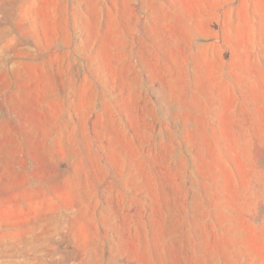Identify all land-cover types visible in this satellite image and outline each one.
Masks as SVG:
<instances>
[{
  "label": "rangeland",
  "instance_id": "1",
  "mask_svg": "<svg viewBox=\"0 0 264 264\" xmlns=\"http://www.w3.org/2000/svg\"><path fill=\"white\" fill-rule=\"evenodd\" d=\"M0 264H264V0H0Z\"/></svg>",
  "mask_w": 264,
  "mask_h": 264
}]
</instances>
